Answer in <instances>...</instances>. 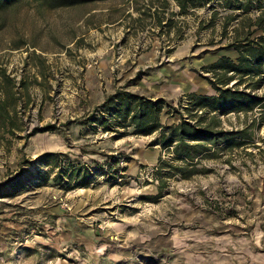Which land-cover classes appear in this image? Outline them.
<instances>
[{"label": "rangeland", "instance_id": "rangeland-1", "mask_svg": "<svg viewBox=\"0 0 264 264\" xmlns=\"http://www.w3.org/2000/svg\"><path fill=\"white\" fill-rule=\"evenodd\" d=\"M57 1L17 0L0 8V70L18 83L17 90L3 83L0 92L8 103L14 95L17 106L14 119L6 121L14 132L0 130V264H264V112L259 108L215 113L220 125L211 130L247 127L243 143L252 144L216 148L197 163V174L165 178L161 187L155 165L141 166L136 159L129 169L122 165L127 170L118 165L109 171L79 155L62 154L57 164H46L40 160L45 153H39L56 137L76 154L91 150L90 137L84 136L88 127L74 125L93 111L83 109L81 100L85 71L93 69L102 88L97 65L106 54L115 81L141 55L157 54L131 76L134 81L154 63H170L169 52L178 46L188 48L191 63L226 52L227 43L242 39L246 18L254 16L230 10L223 0L182 13L172 0L164 9L157 0H61L67 1L61 6ZM233 15L238 16L231 20ZM117 52L123 59L111 71ZM87 62L92 67L85 68ZM191 63L192 73L206 83L221 79L209 64ZM246 92L264 98V82ZM177 100L161 110L163 124L180 118ZM149 141L109 140L120 157L119 145L147 148ZM72 167L91 168L99 178L79 188L63 174ZM58 172L63 181L52 182Z\"/></svg>", "mask_w": 264, "mask_h": 264}, {"label": "trees", "instance_id": "trees-1", "mask_svg": "<svg viewBox=\"0 0 264 264\" xmlns=\"http://www.w3.org/2000/svg\"><path fill=\"white\" fill-rule=\"evenodd\" d=\"M17 0H0V8L14 4ZM95 1V0H88ZM159 5L164 9L167 6V0H157ZM178 6L179 11L185 12L187 8L204 5L208 0H172ZM67 1L58 0L57 6L66 4ZM223 5L230 10L248 14L253 9H258L259 13L254 18L247 19L246 31L241 40H235L226 44V47L233 48L239 52V57L236 63H233L227 57H221L216 62L207 67L213 72L222 71L223 76L215 84L210 82L216 95L206 97L202 95L190 94L187 96L189 105L184 108L187 117H193L194 123L191 124L184 120L179 115V122L175 125H162L159 122V114L164 107V102L159 99L150 100L141 96L128 93H116L112 98H109L104 104L99 106V114L96 120L112 121L116 127L133 126L132 133L141 136H148L152 132H157L158 146L164 152L171 156L168 159L158 158L155 164V177L160 182V186L165 184L164 179L174 176L180 178H189L197 174L195 170L197 163L202 158H210L213 156L216 148L233 149L252 144L243 140L246 136V128L240 130H218L214 132L210 128V123H206L210 114L227 115L230 112L251 111L254 108L264 112V98L251 95L246 92V89H256L264 82V0H223ZM233 15L232 19H235ZM158 25L159 17L155 16ZM227 23L223 27H227ZM259 32L258 34H256ZM256 34V35H254ZM229 73V74H228ZM254 77L252 82H244L243 77ZM232 81V82H231ZM231 82V86H227ZM11 84L13 89L15 80L5 73L4 69L0 70V92L2 85ZM239 86H244L243 90H238ZM8 95V94H7ZM223 104V105H222ZM110 105V106H109ZM8 107L14 110L16 114V98L10 93L9 103L5 98H0V125H3L4 119L7 117ZM203 109L200 115H193L191 111ZM123 121V124H121ZM126 121V123H125ZM220 124V123H219ZM218 126V124H215ZM20 126L16 125V130L19 131ZM53 129V126H45L40 131ZM223 143V144H221ZM62 154L45 153L40 157L41 161L46 164H57L58 159ZM112 164H116L120 156L114 157ZM67 179H75V185L79 188H85L91 182L94 174L90 173L88 168L72 167L68 172L64 171ZM62 172L56 173L52 182L61 183L63 181ZM67 188V183L62 184Z\"/></svg>", "mask_w": 264, "mask_h": 264}, {"label": "crops", "instance_id": "crops-1", "mask_svg": "<svg viewBox=\"0 0 264 264\" xmlns=\"http://www.w3.org/2000/svg\"><path fill=\"white\" fill-rule=\"evenodd\" d=\"M187 49L188 48L183 45L171 50L169 52L170 58L172 59L170 63H160V61H158L154 63L153 66H150V69L147 70L146 73L141 75L138 79L135 78L134 81H130L131 79L133 80L131 76L135 75L134 73L137 72V69L141 67L144 62H146L147 60L152 61V59H155L157 57V54H154V52H148L146 53V55H141L132 67L130 65L129 68L123 69L118 74V76H116L117 81L114 80V77H112L110 72L107 70V64L111 59V55L106 54L105 59L101 60L100 63H98L97 65V69L99 68V70L102 71L103 74L102 88L100 87L101 82L99 81L98 84L96 80L95 71L93 69H87L85 71V92L82 95L81 100L85 101V106L83 109L87 111L92 108L93 111L90 112V114L85 120L83 119V121H78L74 125L80 130H83L84 126L88 127V132H86L84 136H86V138L90 137L88 143L89 147H91V150H82L81 152L78 151L76 154V149L73 150L72 148H70L71 146L67 148L65 141L63 139H60V137H56L52 140L48 139L49 142L47 144L42 145V148L39 153H56L74 157L79 155L81 156V158L78 159H82L83 162H86L88 159L97 162L99 169H102V167L106 166L109 168V171H117V169L119 168L117 167V163L112 164V161L115 160L114 157H116L117 151L112 150L113 145L111 147L112 142H109V140H112L117 143L121 139L128 138L129 136H138L150 139L147 148L143 146L135 147L134 145L131 146L130 144H121L116 149H120L119 151L124 161V165H126L127 169H129L128 165H130V163H133V160L135 159L138 160L137 163H139L141 166L155 165L159 157L164 158V155L168 154L164 152V150H161L159 148L157 143L159 134H157V132L154 131L148 134V136L136 135L132 133L133 126L122 127L121 125H118L115 127L112 121L106 122L102 118H99L101 119V121L99 122V120H96L97 118L95 117H98L100 110L99 106L104 104V102H106L109 98H112L116 93H132L141 96L145 99L148 98L150 100L159 99L164 102V106L168 105L167 101L172 103L176 100V98L179 100V96L181 94H186L187 96L190 94H196L206 97L216 95V92L211 84L199 79L198 77H196L195 73H192L193 69L190 68L191 62L188 59ZM192 56L193 55L191 54V57ZM221 57H227L233 63H236L239 57V52L234 50L233 48H228L226 52H220L214 55H210L209 58L207 57L208 59L204 57L202 61L201 58H194L192 59L193 62L191 64H209L210 66V64L216 62ZM220 73H222V71H220ZM222 76L223 73L221 74V77ZM254 79V77H243L244 82H252L254 81ZM125 81H130L129 85L125 84ZM7 109L8 114L6 120L3 121V125H0V130H11L14 132V130L10 127L9 123L6 122L9 121L11 117H13L14 119V110H11L9 107ZM81 110L82 109H80V111ZM211 116L212 117H209L208 120H206V123H210L211 129L218 128L220 125L219 116H216L215 114ZM158 118L160 124L164 125V121H162V118L160 116ZM178 122V117H170L167 118L165 124L175 125ZM121 124H123V121H121ZM215 124H218V126H216ZM104 132L106 134L108 133L109 137L105 139L102 138L100 134L104 135ZM52 136L54 135H48L49 138H51ZM68 149L70 150V152L66 153ZM103 150L104 153L100 152ZM122 167L123 169L127 170L126 167ZM134 167L136 169V166ZM93 178L98 179L99 177L94 174ZM115 179L117 178L115 177Z\"/></svg>", "mask_w": 264, "mask_h": 264}, {"label": "built area", "instance_id": "built-area-1", "mask_svg": "<svg viewBox=\"0 0 264 264\" xmlns=\"http://www.w3.org/2000/svg\"><path fill=\"white\" fill-rule=\"evenodd\" d=\"M249 13H250V15L256 17L257 14L259 13V10L258 9L257 10L253 9ZM122 59H123L122 54L117 52L115 60H114V63L110 66V70L113 71L114 68H116L119 65V63L121 62ZM164 59H165V61H167L169 59L168 55H165ZM92 65H93L92 62H87L84 67L85 68H90V67H92ZM202 74L205 75V76H209V73H202ZM13 88H14V90L18 89V83L16 81H15V85H14ZM178 101L179 102H178L177 106L180 109L181 117H183L184 120L188 121L189 123L193 124L194 123V119L192 120L190 117H187L186 113H182V110L184 111V108H186L189 105V101L187 99V96L184 95V94L180 95ZM202 112H203V109L196 108L195 110L191 111V114L200 115ZM103 134H106V133L104 132ZM117 165H120V167H122V165H124V161H123V159L121 157L118 159ZM88 170H89L90 173L93 172V170L91 168H88ZM151 170H152V168H151Z\"/></svg>", "mask_w": 264, "mask_h": 264}]
</instances>
